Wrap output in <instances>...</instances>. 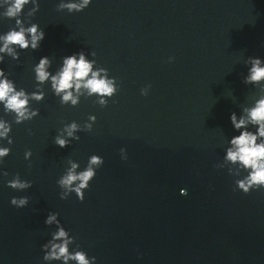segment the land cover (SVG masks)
<instances>
[{"label": "water", "instance_id": "1", "mask_svg": "<svg viewBox=\"0 0 264 264\" xmlns=\"http://www.w3.org/2000/svg\"><path fill=\"white\" fill-rule=\"evenodd\" d=\"M61 2L40 0L35 17L25 10V26L33 20L46 38L38 51L20 52L19 61L5 56L0 67L31 93L42 56L55 74L64 56L84 50L120 90L107 106L85 92L72 107L49 82L46 99L31 101L39 116L21 125L0 105L15 141L0 163L9 172L0 176V264H45L49 212L99 264H264V190L234 191L245 173L224 160L238 134L231 113L242 116L264 96V85L244 83L249 59H264V0H93L72 14ZM3 12L0 35L15 27ZM73 121L80 140L61 149L54 138ZM92 155L105 163L85 201L60 199L57 181L70 161L83 170ZM17 174L33 187L8 188ZM23 196L28 207L11 205Z\"/></svg>", "mask_w": 264, "mask_h": 264}, {"label": "clouds", "instance_id": "2", "mask_svg": "<svg viewBox=\"0 0 264 264\" xmlns=\"http://www.w3.org/2000/svg\"><path fill=\"white\" fill-rule=\"evenodd\" d=\"M93 0H62L59 5L61 11L67 10L69 14L80 13L88 9ZM0 8L4 9L3 16L15 20V27L0 35V66L5 64V56L13 60L21 59L20 52L28 50L38 51L46 38V33L38 23L33 20L25 26L23 19L25 10L35 17L40 11V0H0ZM93 57L96 53H91ZM171 57L169 62H174ZM248 75L244 78L245 84L264 85V59L252 57L249 59ZM52 61L48 56H42L33 66L35 82L38 85L35 91L29 93L26 89H18L16 82L11 79V73L0 67V105L5 114H13L17 125L32 121L39 116V110L31 108V101L42 102L46 99L43 85L50 82L52 92L60 99L61 104L76 107L80 97H99V104L107 106L110 99L119 92L117 79L109 75L107 68H97L95 59H89L88 54L81 50L62 58V64L53 74L49 69ZM151 86L141 90L143 96H148ZM240 117L235 112L230 115L233 130L238 133L228 140L224 160L236 166L237 175L245 173L235 180L234 191L245 195L253 191L264 190V96L257 99L252 107L245 108ZM86 127L91 130L96 117L90 116ZM81 127L75 122L65 124L58 130L54 144L61 149L68 148L73 141H79L78 133ZM13 127L8 120L0 118V163L4 162L12 153L15 141L12 137ZM6 142V143H5ZM126 151V149H121ZM32 151L24 154L26 160L30 159ZM128 156L125 157V160ZM103 157L92 155L88 158L87 167L79 170L80 165L70 161L57 184L61 189L60 199L68 200L73 194L83 203L85 193L90 189L98 170L104 165ZM0 176L8 177L9 172L2 169ZM6 186L17 192H25L33 187L32 182L24 180L19 174L6 180ZM182 196H188L187 189H181ZM11 205L24 209L30 200L27 196L13 197ZM45 225L54 229L50 239L42 245L43 261L45 264H99L97 257L89 256L77 243V238L65 228L58 212H49Z\"/></svg>", "mask_w": 264, "mask_h": 264}]
</instances>
